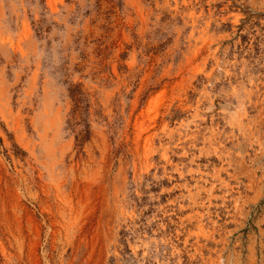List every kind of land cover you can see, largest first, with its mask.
Masks as SVG:
<instances>
[{"label": "rangeland", "instance_id": "1", "mask_svg": "<svg viewBox=\"0 0 264 264\" xmlns=\"http://www.w3.org/2000/svg\"><path fill=\"white\" fill-rule=\"evenodd\" d=\"M0 264H264V0H0Z\"/></svg>", "mask_w": 264, "mask_h": 264}]
</instances>
